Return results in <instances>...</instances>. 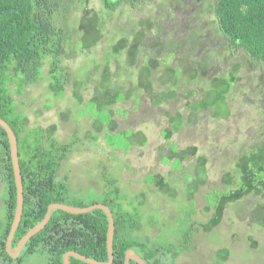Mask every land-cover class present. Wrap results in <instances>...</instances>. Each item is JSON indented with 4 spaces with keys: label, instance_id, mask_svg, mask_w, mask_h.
I'll return each mask as SVG.
<instances>
[{
    "label": "rangeland",
    "instance_id": "374dc122",
    "mask_svg": "<svg viewBox=\"0 0 264 264\" xmlns=\"http://www.w3.org/2000/svg\"><path fill=\"white\" fill-rule=\"evenodd\" d=\"M206 1L215 4V0H138L135 6L126 2L121 9L106 15L107 32L102 41L62 59L63 91L56 93L50 87L53 79L47 62L39 82L28 85L21 94L13 90V94L18 111L29 117L30 127L52 129L60 142L74 141L58 174V179L68 177L69 195L85 203H105L113 195L106 177L116 178L124 207L137 210L140 215V229L134 230L132 238L149 247L172 249L163 256L162 264H217L216 252L221 248L230 250L228 259L221 264H264V225L258 224L252 215L260 195L249 194L237 202L227 203L221 222L211 231H205L202 226L213 213L216 194L219 196L216 188H224L223 174L234 169L240 150L253 142V136L264 135V63H253L241 48L235 49L233 56L219 50L217 28L212 24L214 13L208 11L202 18L198 15ZM103 6L102 0H89L88 10L100 12ZM82 13L81 5L71 13L74 25H78ZM128 15L137 21L149 17L155 25L162 24L170 39L176 42L194 34L200 40L198 56H202L207 47L213 48L216 56L210 63L208 75L221 68L227 71L234 63H239L237 82L227 97L228 117H217L212 108L199 110L195 116L190 112V104L202 97L203 89L205 99L215 95L214 88L210 92L212 86L206 75L196 81H192L189 74L180 76L174 87L176 96L158 106L152 102V94L145 89L136 93L135 88L131 92L133 97L125 99V95L119 93L118 102L109 109L99 108L95 101H89L99 93L97 86L104 57L118 37L116 23L124 21ZM138 26L142 28L141 24ZM154 32L149 30L146 34L140 61L153 51ZM187 49L185 45L180 47L175 56L165 52L159 70L154 72V80L162 75L166 65L175 66L178 59L189 54ZM124 59L125 56L121 58L123 68L119 76L115 74L116 66L112 61L115 73L111 81L124 86V92H128L129 87L136 85L133 81L137 73L129 75ZM97 64L99 71L89 78ZM76 78L85 80L82 103L73 96ZM160 88L159 84L155 87L157 91ZM192 90L196 92L190 95ZM134 94L140 98L139 103ZM111 108L115 110L116 131L109 127ZM177 112L188 120L168 138L164 131L172 125L169 116ZM98 122L104 123L102 131L96 128ZM138 131L146 136L145 144L131 140L133 132ZM190 147L195 149V154L188 153L183 162L179 156L168 155ZM200 156L207 159V181L191 199L200 178L205 176L202 172L193 173ZM155 173L165 176L169 184L166 193L153 182ZM6 195L7 187L0 175V224L7 220ZM208 204L212 208H208ZM192 226L191 240L183 245L182 238ZM0 264L49 263L40 252L24 256L21 262L7 260L0 249Z\"/></svg>",
    "mask_w": 264,
    "mask_h": 264
},
{
    "label": "trees",
    "instance_id": "16d2710c",
    "mask_svg": "<svg viewBox=\"0 0 264 264\" xmlns=\"http://www.w3.org/2000/svg\"><path fill=\"white\" fill-rule=\"evenodd\" d=\"M137 1L102 0L103 9L100 12H93L88 10L89 0H0V117L5 119L16 133L24 185V211L13 238V247L31 228L44 219L50 204L61 202L77 207L94 204L72 198L69 195L68 177L58 179L59 170L63 161L67 160L68 152L75 144L74 141L60 142L54 130L30 127L29 117L19 112L16 107L17 100L13 90L21 94L28 85L39 82L43 68L48 62L49 74L53 79L50 87L56 93L63 91L65 83L61 79L64 70L60 65L62 59L74 56L84 47L97 45L107 32L106 15L121 9L126 2L135 6ZM80 5L83 15L78 25H74L70 15ZM208 11L213 12L215 16L212 24L217 28L219 45L222 48L219 49L220 51L233 56L232 52L241 48L253 63H264V0H215V4L206 1L198 14L199 17L202 18ZM119 14L122 15V12ZM136 21L137 18L129 16L124 21L120 20L116 23L118 37L110 45L104 57L105 64L100 72L97 86L99 93L89 101H95L99 108L109 109V106L112 107L118 102L119 93L122 92L125 99L133 97L131 92L135 88L136 93L145 89L152 94V102L158 106L176 96L177 91L174 87L179 83L180 76L189 74V78L196 81L206 75L207 81L212 86L210 92L214 88L215 95L211 99H205L203 89L202 97L190 104V112L195 116L199 110L212 108L217 117H228L230 110L227 97L232 93L237 82L239 63H234L227 71L221 68L208 75L210 63L216 56L213 48L207 47L210 51L206 49L202 56H198L196 52L200 40L194 34L176 42L170 39L169 32H166L162 24L155 25L149 17ZM139 24L142 28L138 26ZM149 30H155L151 40L153 51L148 54L147 59L143 58L140 61L139 56ZM78 34H80L79 39H77ZM184 45L188 46L189 54L187 52L178 59L175 66L166 65L161 71L162 75L155 77L154 80V72L159 70L164 53L169 51L175 56V52ZM186 55L189 56L188 59L185 58ZM123 56L127 65L125 70L129 69V75L134 76L133 72L137 73L133 81L136 85L129 87L128 92H124V86L111 81L115 73L112 70V61L116 66L115 74L119 76L123 68L121 60ZM97 71H99L98 64L89 73V78ZM84 82L85 80L76 78L74 83L73 96L78 103H82L84 99L81 91ZM157 84L161 87L160 91L155 89ZM167 86L171 87L166 89ZM194 92L196 91L192 90L189 94L192 95ZM139 100L138 97L136 103H139ZM114 114L115 110L111 108L108 121L110 129L116 131L117 121ZM169 117L172 125L164 131L168 138L174 132L181 130L188 120L180 112ZM103 125V122H98L96 126L98 131H102ZM252 139L251 144L240 150L234 169L223 174L224 188H216L215 191L219 196L216 194L217 201L213 213L205 223H202L205 231H211L221 222L227 203L237 202L249 194L261 197L253 207L252 215L258 224L264 225V135L258 134ZM131 140L145 144L146 136L142 131L133 132ZM194 150L192 147L185 150L178 149L169 152L168 155L172 158L179 156L183 162L188 153L195 154ZM197 159L193 173L202 172L205 176L200 178L198 188L196 187L191 199L207 181V159L205 156ZM0 175L7 187L5 200L7 220L4 224H0V249L5 259L21 262L24 256L40 252L46 255L49 264H65L64 254L75 250L99 261L108 260L109 220L106 212L100 208L81 214H72L61 209L53 210L45 228L28 241L19 257L12 258L7 251L6 241L17 207V187L8 133L2 125H0ZM153 177L155 179L153 182L159 190L166 193L169 184L165 176L155 173ZM106 179L113 195L104 204L111 208L116 225L113 264H124L128 249H134L149 264H162L163 256L167 251L172 252V249H166L164 246L149 247L147 243L132 238L134 230L140 229L139 212L124 207V199L117 179L112 177ZM207 206L212 208L211 204ZM193 228L192 226L184 234L183 245L191 240ZM182 246L181 248L185 247ZM216 254L217 264H221L228 259L230 250L221 248ZM70 262L89 264L74 256L70 257ZM130 264L139 263L131 260Z\"/></svg>",
    "mask_w": 264,
    "mask_h": 264
},
{
    "label": "water",
    "instance_id": "95a60500",
    "mask_svg": "<svg viewBox=\"0 0 264 264\" xmlns=\"http://www.w3.org/2000/svg\"><path fill=\"white\" fill-rule=\"evenodd\" d=\"M0 125H2L7 133L8 138L10 142V150H11V156H12V162L14 167V174H15V181H16V187H17V207L14 215V219L12 222V226L9 232V235L7 237L6 241V248L9 253V255L12 258H17L21 254L22 250L24 249L25 245L28 243V241L38 232H40L45 226L48 224V222L51 219L53 210L61 209L66 212L72 213V214H81L86 213L89 211H92L94 209L100 208L104 210L108 216L109 220V227H108V233H107V248H108V260L107 261H99L91 257H87L75 250L67 251L63 258L65 264H71L70 257L74 256L77 257L89 264H113L114 262V235H115V219L113 212L111 208L104 204V203H94L89 206L84 207H77L72 206L66 203L56 202L49 205L47 213L42 221L37 223L33 228H31L18 242V244L13 247V238L15 235V232L17 231L19 224L22 220L23 211H24V185H23V178L21 173V167H20V159H19V152H18V140L15 131L11 127V125L2 117H0ZM134 260L139 264H149L147 261L139 255L134 249H128L125 254V262L124 264H130V261Z\"/></svg>",
    "mask_w": 264,
    "mask_h": 264
}]
</instances>
